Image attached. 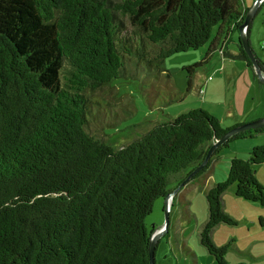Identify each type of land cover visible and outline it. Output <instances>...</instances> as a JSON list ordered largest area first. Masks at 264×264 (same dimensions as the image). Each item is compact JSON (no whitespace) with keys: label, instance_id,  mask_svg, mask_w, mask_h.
Segmentation results:
<instances>
[{"label":"trees","instance_id":"trees-1","mask_svg":"<svg viewBox=\"0 0 264 264\" xmlns=\"http://www.w3.org/2000/svg\"><path fill=\"white\" fill-rule=\"evenodd\" d=\"M247 12L241 0H0V264H149V241L160 228L148 230L144 220L155 200L232 128L195 109L115 149L87 131L91 96L112 88L131 60L166 84L161 106L180 101L164 60L205 45L219 25L215 50ZM237 50L234 58L251 68L240 39ZM202 64L184 68L187 87ZM259 164L264 146L233 158L225 181L205 194L208 218L198 236L217 264H225L227 246L216 248L212 232L233 224L222 195L236 184V197L264 206L253 171Z\"/></svg>","mask_w":264,"mask_h":264},{"label":"rangeland","instance_id":"rangeland-1","mask_svg":"<svg viewBox=\"0 0 264 264\" xmlns=\"http://www.w3.org/2000/svg\"><path fill=\"white\" fill-rule=\"evenodd\" d=\"M241 3L242 8L248 12L255 6V0H241ZM123 23V30L131 31L125 20ZM218 29L219 25L212 29L210 40L200 48L176 53L164 60L162 68L170 74L172 89L180 96V101L161 106V101L168 92L166 84L161 79L152 81L146 70L131 60H124V76H121L112 88L104 87L91 96L96 104L90 110L87 131L100 138L103 134V139L112 148L119 149L138 139L153 125L172 120L190 110L207 112L219 120L223 129L233 127L240 121L259 116L264 118V83L258 78L247 55L252 69L248 68L244 61L231 55L233 52L238 53L239 31H225L227 36L223 34L220 37L221 43L212 50ZM248 42L264 77V2L257 6L251 20ZM220 48L223 57L219 54ZM200 62L203 64L197 67L191 84L187 87V73L184 68ZM208 77L212 79L207 81ZM152 82L156 85L161 82L158 85L161 94L157 98L147 91V84ZM199 90H202V94H199ZM251 122L254 121L243 124ZM261 146H264V131L230 139L217 152L222 153V158L217 165L216 175H225V181L229 162L233 158L245 160L253 148ZM253 171L264 193V164L255 165ZM170 185L168 189L171 188ZM235 186L236 184H231L222 195L224 212L233 224L216 226L212 232V242L216 248L227 246L224 254L225 264H264V255L257 249L258 244H264V226L259 225V220H264V206L236 197ZM173 197L174 195L167 202L168 232L157 242L154 264H217L215 258L201 245L198 236L200 226L203 227L208 218L205 194L197 197L195 195L193 211L196 219H190L189 216L181 214L176 206L172 207ZM178 216H181V219L177 222ZM144 224L148 230L152 226H161L162 229V198L155 200ZM249 247H252L251 255H246L243 250Z\"/></svg>","mask_w":264,"mask_h":264},{"label":"water","instance_id":"water-1","mask_svg":"<svg viewBox=\"0 0 264 264\" xmlns=\"http://www.w3.org/2000/svg\"><path fill=\"white\" fill-rule=\"evenodd\" d=\"M264 0H255V6L253 9L249 12H247L243 23L239 26L238 31L240 34V43L242 45L244 53L248 56L249 60L251 61L254 70L260 79L264 83V77L262 76V72L260 71L258 67V63L256 62L255 57L252 55V51L249 48V42L248 38L246 37V34L244 32V29H246L247 25L251 22L254 13L256 11L257 6L263 2ZM264 128V119L257 120L251 123L243 124L237 127H234L230 129L228 132H226L224 135H222L219 139L215 140L209 150L207 151L203 161L194 169L192 170L186 178L178 185V187L175 189V191L168 193L164 198H163V203H164V224L162 229L158 231H154V233L151 235L149 245H148V255H149V264H154V250H155V245L157 244L158 240L162 238L166 232H167V227H168V211H167V198L171 197L174 195L181 187H183L185 184H187L200 170H202L207 162L210 160L212 154L223 145L227 140H229L232 136L245 132V131H254L256 129Z\"/></svg>","mask_w":264,"mask_h":264},{"label":"crops","instance_id":"crops-1","mask_svg":"<svg viewBox=\"0 0 264 264\" xmlns=\"http://www.w3.org/2000/svg\"><path fill=\"white\" fill-rule=\"evenodd\" d=\"M238 53L237 52H233L231 55L232 56H236ZM259 119H264V118H260L259 117H255L252 118L251 120H247L248 122L250 121H256ZM247 121H240L237 122L236 124H234L233 127L230 128H234L237 125H241ZM222 158V153L221 154H216L212 157V161H211V165L207 168L206 172L204 173V175L201 178L198 179H192L190 180L187 184H185L183 187H181L175 194L173 197V202H172V207L176 206L175 208L179 209V212H181V214L183 213V215H187L189 216V218H195L196 219V215L195 212L193 211V204L194 201L196 199L197 196H201L202 193L203 195L206 194L207 190H209L210 188H212L213 186L222 183L224 180V176L223 175H216L217 174V165L220 162ZM225 174V173H224ZM259 183V181H258ZM179 183L178 182H173L170 186L171 188H169L170 192L175 191V189L178 187ZM196 195V197H195ZM163 199V198H162ZM172 207L170 210V214L172 212ZM177 218V222L179 221V218L181 219V216L176 217ZM161 227V226H160ZM158 227V228H160ZM202 226H200L201 228ZM257 249L260 250V252L263 253L264 255V244H258L257 245ZM237 250V248H236ZM245 251L244 253H246V255H251V251H252V247H249L247 250H243Z\"/></svg>","mask_w":264,"mask_h":264},{"label":"built area","instance_id":"built-area-1","mask_svg":"<svg viewBox=\"0 0 264 264\" xmlns=\"http://www.w3.org/2000/svg\"><path fill=\"white\" fill-rule=\"evenodd\" d=\"M244 32H245V29H244ZM219 54L221 57H223V51L222 49L219 50ZM212 78L211 77H208L207 81H210ZM199 94H202V90H199ZM171 199V197H169ZM167 211H168V207H167Z\"/></svg>","mask_w":264,"mask_h":264},{"label":"bare ground","instance_id":"bare-ground-1","mask_svg":"<svg viewBox=\"0 0 264 264\" xmlns=\"http://www.w3.org/2000/svg\"><path fill=\"white\" fill-rule=\"evenodd\" d=\"M169 200H170V198L168 197L166 202H168ZM170 204H171V201H170ZM170 204H169V205H170ZM159 230H160V229H159Z\"/></svg>","mask_w":264,"mask_h":264}]
</instances>
